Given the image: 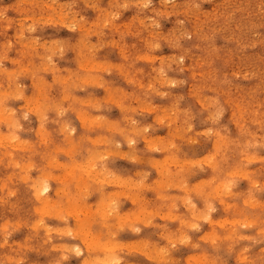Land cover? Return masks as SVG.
Segmentation results:
<instances>
[{"label": "rangeland", "instance_id": "obj_1", "mask_svg": "<svg viewBox=\"0 0 264 264\" xmlns=\"http://www.w3.org/2000/svg\"><path fill=\"white\" fill-rule=\"evenodd\" d=\"M0 14V264H264V0Z\"/></svg>", "mask_w": 264, "mask_h": 264}, {"label": "bare ground", "instance_id": "obj_2", "mask_svg": "<svg viewBox=\"0 0 264 264\" xmlns=\"http://www.w3.org/2000/svg\"><path fill=\"white\" fill-rule=\"evenodd\" d=\"M134 2V1H133ZM63 5V4H62ZM67 5V4H66ZM51 6V5H50ZM56 6V5H55ZM169 6V5H168ZM60 13V12H59ZM62 14V13H61ZM72 15V14H71ZM63 16V15H62ZM22 18V17H21ZM63 18H64V16H63ZM60 19V18H59ZM65 20V19H64ZM68 20V19H67ZM74 20V19H73ZM70 23V22H69ZM83 23V22H82ZM68 25V24H67ZM83 25V24H82ZM101 25V24H100ZM87 28V27H86ZM86 33V32H85ZM20 37V36H19ZM189 40V39H188ZM46 41V40H45ZM27 42V41H26ZM56 43V42H55ZM89 43V42H88ZM87 43V44H88ZM30 44V43H29ZM72 45V44H71ZM89 45V44H88ZM41 46V45H40ZM52 46V45H51ZM49 47V46H48ZM50 50V49H49ZM93 50V49H92ZM73 52V51H72ZM79 53V52H78ZM37 56V55H36ZM159 56V55H158ZM46 60V59H45ZM162 61V60H161ZM95 65H97V64H95ZM23 67V66H22ZM187 68V67H186ZM30 71V70H29ZM201 73V72H200ZM187 74V73H186ZM169 79H170V77H169ZM191 80V79H190ZM166 81V80H165ZM138 82V81H137ZM107 86V85H106ZM6 90V89H5ZM104 90V89H103ZM176 90V89H175ZM195 94V93H194ZM159 97V96H158ZM88 99V98H87ZM199 99V98H198ZM23 103V102H22ZM238 103V102H237ZM143 105V104H142ZM54 107H56V106H54ZM240 107V106H239ZM167 109V108H166ZM165 109V110H166ZM164 110V109H163ZM168 110V109H167ZM33 113V112H32ZM162 114V113H161ZM209 114V113H208ZM137 117V116H136ZM80 118V117H79ZM161 118V117H160ZM153 121H155V120H153ZM207 121V120H206ZM210 122V121H209ZM85 123V122H84ZM226 123V122H225ZM215 125V124H214ZM227 126V125H226ZM29 134V133H28ZM197 136V135H196ZM208 138V137H207ZM211 138V137H210ZM103 139V138H102ZM192 139V138H191ZM225 139V138H224ZM156 140V139H155ZM147 141V140H146ZM2 142V141H1ZM7 142V141H6ZM14 142V141H13ZM192 146V145H191ZM2 149V148H1ZM259 151H260V149H258ZM104 155V154H103ZM212 156V155H211ZM163 157V156H162ZM230 160V159H229ZM79 163V162H78ZM252 164V163H251ZM187 165V164H186ZM205 165V164H204ZM87 166V165H86ZM200 168V167H199ZM231 168V167H230ZM234 172H236V171H234ZM39 174V173H38ZM128 178V177H127ZM243 180V179H242ZM186 181V180H185ZM103 182V181H102ZM146 182V181H145ZM219 185V184H218ZM190 187V186H189ZM44 189H46V187L44 188ZM218 189H219V187H218ZM217 189V190H218ZM123 190V189H122ZM227 190V189H226ZM114 191V190H113ZM92 196V195H91ZM110 197V196H109ZM86 201V200H85ZM114 202V201H113ZM87 203V202H86ZM63 205V204H62ZM84 206V205H83ZM64 207H66V206H64ZM86 207V206H85ZM175 207V206H174ZM81 208V207H80ZM154 210V209H153ZM156 211V210H155ZM137 212V211H136ZM168 213H169V211H168ZM229 215V214H228ZM203 217V216H202ZM147 220V219H146ZM64 222V221H63ZM78 222V221H77ZM197 225V224H196ZM231 225V224H230ZM48 226V225H47ZM195 226V225H194ZM144 227V226H143ZM130 230V229H129ZM202 230V229H201ZM206 232V231H205ZM184 233V232H183ZM240 233V232H239ZM192 235V234H191ZM221 235V234H220ZM107 236V235H106ZM197 236V235H196ZM209 236V235H208ZM250 236V235H249ZM141 241V240H140ZM141 244H143V243H141ZM156 244V243H155ZM137 247V246H136ZM162 247V246H161ZM62 248V247H61ZM132 248V247H131ZM134 248V247H133ZM140 248V247H139ZM138 250V249H137ZM254 252V251H253ZM260 252V251H259ZM209 253V252H208ZM263 253V252H262ZM91 255V254H90ZM155 256V255H154ZM264 258V257H263ZM79 259V258H78ZM142 261V260H141ZM130 263V262H129ZM133 263V262H132ZM144 263V262H143Z\"/></svg>", "mask_w": 264, "mask_h": 264}, {"label": "snow or ice", "instance_id": "obj_3", "mask_svg": "<svg viewBox=\"0 0 264 264\" xmlns=\"http://www.w3.org/2000/svg\"><path fill=\"white\" fill-rule=\"evenodd\" d=\"M0 15H2V14H0Z\"/></svg>", "mask_w": 264, "mask_h": 264}]
</instances>
